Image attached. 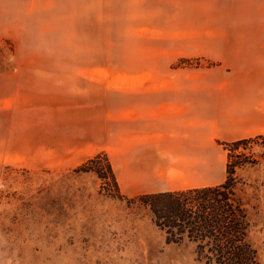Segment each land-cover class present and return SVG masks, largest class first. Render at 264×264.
<instances>
[{
  "label": "rangeland",
  "instance_id": "obj_1",
  "mask_svg": "<svg viewBox=\"0 0 264 264\" xmlns=\"http://www.w3.org/2000/svg\"><path fill=\"white\" fill-rule=\"evenodd\" d=\"M199 2L0 0V264H200L195 245L168 243L142 194L125 189L118 97L102 89L149 81L123 69H197ZM249 138L208 149L206 175L224 180L232 155L243 163L235 176L264 264V132ZM104 154L121 197L110 176L81 169ZM169 176L175 187L188 178Z\"/></svg>",
  "mask_w": 264,
  "mask_h": 264
},
{
  "label": "crops",
  "instance_id": "obj_2",
  "mask_svg": "<svg viewBox=\"0 0 264 264\" xmlns=\"http://www.w3.org/2000/svg\"><path fill=\"white\" fill-rule=\"evenodd\" d=\"M199 16L197 69H123L149 81L102 88L118 97L119 172L132 195L221 183L207 182L208 149L264 132V0H200ZM171 170L188 176L181 186Z\"/></svg>",
  "mask_w": 264,
  "mask_h": 264
},
{
  "label": "trees",
  "instance_id": "obj_3",
  "mask_svg": "<svg viewBox=\"0 0 264 264\" xmlns=\"http://www.w3.org/2000/svg\"><path fill=\"white\" fill-rule=\"evenodd\" d=\"M250 138L231 142L237 150ZM90 159L81 169L101 179L111 177L117 197L119 185L107 154ZM226 163V178L218 184L182 190L145 193L138 196L149 208L155 225L166 234L168 243L191 242L200 264H263L260 251L251 239L253 219L235 176L237 155Z\"/></svg>",
  "mask_w": 264,
  "mask_h": 264
}]
</instances>
